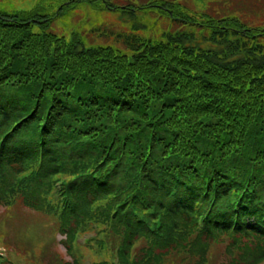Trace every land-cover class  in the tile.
Masks as SVG:
<instances>
[{"label": "trees", "instance_id": "trees-1", "mask_svg": "<svg viewBox=\"0 0 264 264\" xmlns=\"http://www.w3.org/2000/svg\"><path fill=\"white\" fill-rule=\"evenodd\" d=\"M89 1L184 28L126 35L123 53L46 31L37 8H0V199L44 202L66 251L107 223L119 256L109 264L263 259L264 25L175 0ZM222 236L230 257L216 263ZM71 256L63 264H80Z\"/></svg>", "mask_w": 264, "mask_h": 264}, {"label": "rangeland", "instance_id": "rangeland-1", "mask_svg": "<svg viewBox=\"0 0 264 264\" xmlns=\"http://www.w3.org/2000/svg\"><path fill=\"white\" fill-rule=\"evenodd\" d=\"M67 1L0 0V8L8 11H28L37 8L44 15L51 17V22L45 28L46 31L62 36L66 40L71 39L72 34H76L87 46L108 45L123 53L130 52L129 46L124 42L126 35H138L147 40L151 37L161 38L163 34L166 36L170 30L184 28V25L171 23L166 16L159 14L155 9H150L149 12L133 11L129 14L114 8L101 10L97 7V5H101L100 3H93L89 0H82L70 5L58 15L57 11ZM131 1L135 3L133 0ZM175 1H178L183 8L196 13L220 17L234 16L241 19L244 24L264 25V0ZM115 2H118L119 6L129 4L125 1H113V3ZM31 29L40 31L42 28L33 25ZM195 35H197L196 30ZM67 166L69 167V164ZM0 181L1 194L3 190H6L7 185L5 178L0 177ZM48 190L49 187L47 188L49 197ZM50 194L55 196L56 192L51 191ZM42 195H44V191ZM96 208L93 210L95 211ZM56 211L58 210H54V212ZM46 212L47 206L44 205V202L39 209L29 207L24 200L13 199L10 192L6 198L0 199V264L71 263L73 262L71 253L74 258L80 261V264H109L110 261L117 262L119 260L116 235L109 232L107 223L103 222V227L102 225L99 227L104 231L98 230L94 226L84 227L85 230L77 233L74 240L70 242L71 249L66 251L64 244H61L65 236L57 232L54 228V219ZM101 233H108V236L104 235L107 240L103 237L100 240ZM230 242L231 240L225 236L219 238V244L215 247L222 253L216 250L211 251V253L214 251L212 256L216 263L226 262L229 259L230 254L227 253L226 245ZM135 251L138 253V247ZM143 264L146 263L143 262ZM255 264H264V258Z\"/></svg>", "mask_w": 264, "mask_h": 264}]
</instances>
